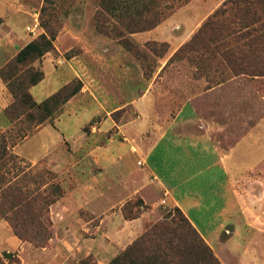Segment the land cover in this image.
Masks as SVG:
<instances>
[{
    "label": "rangeland",
    "instance_id": "374dc122",
    "mask_svg": "<svg viewBox=\"0 0 264 264\" xmlns=\"http://www.w3.org/2000/svg\"><path fill=\"white\" fill-rule=\"evenodd\" d=\"M144 1L147 0H0V70L13 64L27 45L46 37L52 39L53 50L42 59L19 67L20 70L31 67L44 73V80L30 90L35 101L41 103L65 88H69L68 93L74 89L79 91L58 109L52 120L19 142L21 145L18 144L15 153L24 161L20 167L9 164L0 169V191H4L0 195L3 208L0 260L4 253H12L18 258L13 264H112L146 230L155 227L159 230L162 224H167L176 234H168L165 240L171 246H181L179 226L182 224L178 223L177 207H166L159 193L157 203L146 202L139 194L134 195V191H145V195L153 191L150 181L143 183V176L131 177L130 181L128 173L109 176L104 173L106 168L97 162L98 149L106 147L110 140L128 146V137L119 134L120 127L134 121L138 124L144 119L148 121L141 108L145 96L154 97L151 106L166 105L172 112L190 94L204 95L207 89L223 83L227 85L229 98L222 107L219 103L216 105L223 108L224 114L227 112L230 137L241 136L257 122L264 124V43L249 49L243 39L237 40L239 36L234 33L237 29L215 32L208 29L203 44L196 43L188 50L172 54L171 45L163 36L156 37L151 31L128 32V20L135 16ZM226 1L161 0L159 12L167 14L168 19L160 28L166 29L167 35H171L169 29H174L176 34L179 29H194L188 43ZM167 7L173 8L174 13ZM236 22L234 16L227 21L233 26ZM164 43L167 46H163ZM13 101L0 77V136L12 127L6 109ZM152 118L155 124L156 115ZM170 119L171 116L165 115L166 121ZM44 126L45 129L37 133ZM77 132L78 138L70 139ZM235 136L233 141L238 138ZM59 140L60 147L53 156H63L70 161L62 172L51 167L55 160L49 158L34 165L39 160L31 158L43 154V145L54 147ZM122 149L115 145L108 152L110 156L119 157ZM11 152L14 153L13 148ZM250 166L252 164L244 163L243 169ZM41 170L52 172L56 179L44 187V179L37 187L32 181H21L17 190L29 189V194L39 195L30 200L29 211L21 212L19 202L12 204L15 196L12 199L9 191L13 190L7 186L22 172L26 175L21 174L20 179ZM209 178L210 173L197 185L206 187ZM239 188L246 203L264 201V163L245 172ZM76 191H96L94 200L90 196L94 202L87 206H108L109 209L96 211L82 206L79 196L74 194ZM196 192L202 198V205L192 214L198 219L203 234L192 223V217L187 218L219 262L254 264L250 258L254 255L253 249L245 254L240 248L246 246L244 238L259 233L258 239L254 237L257 241L254 245L261 252L258 264H264V212L259 228H239L241 236L236 231L227 233L224 227L228 218L232 216L229 223H234L238 215L243 214L237 215L231 210L221 213V197L210 195V191ZM59 193L62 195L57 199ZM51 200L56 202L50 204ZM66 203L81 207L68 212L62 208ZM134 221L136 225L128 228V222ZM14 227L22 231L28 241L20 240ZM183 250L181 246L174 252V263L201 264V250L191 256L189 252L183 255ZM131 262L127 258L122 263Z\"/></svg>",
    "mask_w": 264,
    "mask_h": 264
},
{
    "label": "crops",
    "instance_id": "0c3cea01",
    "mask_svg": "<svg viewBox=\"0 0 264 264\" xmlns=\"http://www.w3.org/2000/svg\"><path fill=\"white\" fill-rule=\"evenodd\" d=\"M164 24L151 33H154L156 37L163 36L165 38L163 40L171 45V51L174 54L187 43L194 29H179L177 34L174 29H169L171 35H167L166 29L160 28ZM179 64L184 65L185 63ZM152 98L154 99L152 96H145L142 99V114L148 116V121L144 119L141 124L134 121L120 127L119 134H125L126 138L128 137V146L118 144L112 139L106 147L98 149L97 162L106 168L104 173L115 177L116 174L128 173V179L143 176L145 178L143 183L150 181L153 191L147 192L146 195L145 191H134V195L139 194L146 202L150 200L155 204L159 193L166 207H178L189 219L192 217V223L201 233L198 219L192 214L202 205V198L196 191H210V195L221 197V213L231 210L237 215L238 213L243 214V216L238 215L234 223H229L231 219L233 220L232 216L228 218V224L224 227L227 233L236 231L241 236L239 228H259L262 222L261 213L264 212V201L259 199L258 203H246L239 186L245 172L253 171L258 165L264 163V124L257 122L249 127L247 132L240 134L241 136L232 135L230 137L227 110L224 108L226 112L224 114L223 108H220L229 98L227 85L223 83L207 89L204 95L192 96L190 94L182 105L172 112L166 105L164 107L161 104H158V107L151 106ZM217 103L221 106L218 107ZM155 115L156 123L153 124L154 118L152 117ZM165 115L171 116L172 119L166 121ZM46 126L39 128L37 133H41ZM241 126L244 128L243 125ZM52 130L58 133L54 128ZM234 136L238 138L233 141ZM73 138H78V132L74 137H70V139ZM75 139L74 142L77 143ZM60 142L61 140L56 142L54 147L43 145L45 151L31 158L39 160L33 164L36 165L49 158L52 161L55 160L51 167L57 172H62L65 164L67 165L70 161L63 156H53L55 150L59 149ZM19 145L13 148L15 155H17L15 151ZM115 145H118L120 149L124 148L122 149L123 154L119 157H114V154L110 156L108 152L111 146ZM244 163L252 164V166L244 170ZM209 173L211 178L205 185L206 187L198 186V181ZM132 180L133 178L130 179ZM75 193L79 196L80 201L78 202L84 204L82 206L96 211L109 209L108 206L102 208L98 205L87 206L91 202L90 196L93 200L96 198V191H76ZM206 200L209 201L207 198ZM80 204L66 203L62 208L72 212L80 208ZM244 215L248 218L247 221ZM135 225V221L128 222V228H133ZM221 225L223 226V223ZM258 234L244 238L243 242L248 246L240 248L245 254H250L253 249L254 255L250 258L253 259L254 264H258L261 254L260 248L254 245L257 243ZM130 236L128 235V239ZM112 250L116 251L115 248ZM108 252H111V249Z\"/></svg>",
    "mask_w": 264,
    "mask_h": 264
},
{
    "label": "trees",
    "instance_id": "16d2710c",
    "mask_svg": "<svg viewBox=\"0 0 264 264\" xmlns=\"http://www.w3.org/2000/svg\"><path fill=\"white\" fill-rule=\"evenodd\" d=\"M160 1L147 0L143 2L135 16L128 20V32L130 34L152 31L168 19L167 14L159 12L162 8L159 4ZM168 10L172 12L173 8ZM233 16L238 20L235 26L227 23ZM208 29L214 32L237 29L238 31L234 32L237 34L236 36H239L237 40L243 39L245 46L249 49L261 46L264 43V0H227L204 23L191 41L186 43L178 52L188 50L196 43L203 44L206 41L207 34H209L207 33ZM163 46H167V43H164ZM52 50V39L41 37L21 50L13 64L0 70V77L14 98L13 103L6 109V115L12 127L0 136V169L9 164H15L16 167H20L24 161L12 153L11 148L16 147L19 142L26 139L36 128L52 120L58 109L79 92L74 89L68 93L69 88H65L41 103L35 101L30 90L44 80V73L35 71L31 67L24 70H20L19 67L42 59ZM20 175L16 177L17 180L13 183L12 181L9 182L7 187L13 190L9 191L12 199L15 196L12 204L14 201L15 203L16 201L19 202L20 211L25 212L32 207V201L30 200L37 199L39 195L37 193L29 194V189L17 190L21 181L24 179L32 181L34 186L37 187L40 184L38 182L44 179L45 181L42 183L44 187L54 181L56 175L48 170H41L33 176H25L22 179H20ZM16 191H18V194H16ZM3 192V190L0 191V195ZM61 195L62 193L56 194L57 199ZM55 202L56 200H51L50 204ZM176 212L180 216L178 223L182 224L179 229H182L181 246L184 249L183 255L189 252L188 256H191L196 251L201 250V264H221L210 246L201 237L187 216L184 215L183 211L177 207ZM2 213L3 208L0 206V214L2 215ZM14 229L16 236L20 240L28 241L22 231L17 230L16 227ZM168 234L176 236L174 230H170L167 224H162L159 230L157 227L146 230L145 234L125 253L116 258L112 264H124L122 262L127 258L128 261H132L130 264H176L172 261V255L181 246H171L170 242L165 240ZM2 260H0V264H4L5 261L9 264L18 262V258L12 253H4Z\"/></svg>",
    "mask_w": 264,
    "mask_h": 264
}]
</instances>
